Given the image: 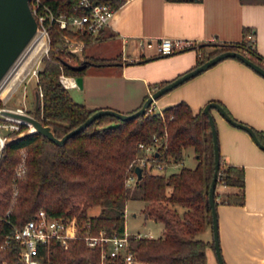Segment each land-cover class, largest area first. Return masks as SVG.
<instances>
[{"label":"trees","instance_id":"1","mask_svg":"<svg viewBox=\"0 0 264 264\" xmlns=\"http://www.w3.org/2000/svg\"><path fill=\"white\" fill-rule=\"evenodd\" d=\"M45 1L56 12H72V3L76 2ZM94 1L119 6L124 0ZM241 1L264 4V0ZM49 31V49L40 60L36 76L37 92L40 91L42 96L32 111L42 124L51 126L55 137L61 138L96 109L90 110L83 102L75 101L60 76H79L90 65H106L115 60L94 58L84 53L78 57L75 52L60 46L55 29ZM253 35L252 29L245 27L240 41L191 43L174 52L195 48L198 60L190 68L225 49L240 51L264 68V57L256 50ZM207 45L213 49L206 50ZM84 60L91 64L83 69L75 70L68 65H78ZM167 82L160 81L156 87ZM147 108L144 114L128 120L100 115L80 132L67 137L64 144H58L39 132L9 133L0 156V216L20 226L33 218L38 210L44 209L49 215L68 217L78 223L81 235L97 234L99 229L109 235H122L126 228L127 202L140 200L147 203L143 208L144 216L162 222L164 232L160 237H130L129 250L133 251L139 264H205L206 247L213 245V237L211 241L200 237L212 225L208 201L214 171L210 122L203 108L194 111L184 100L160 111L152 109L151 105ZM224 108L230 114L227 107ZM20 127L29 128L23 123ZM253 130L264 144V135ZM154 135L163 139L160 155L162 153L169 161L182 162L184 150L192 148L197 162L192 168L181 165L170 173L145 168L140 179L127 184L134 169L131 163L139 153L138 143H149ZM22 149L26 158L25 175L15 180L14 169ZM218 169L216 184L235 186L238 191L219 193L215 189V205L219 202L242 204L243 167L224 162L220 154ZM14 190H17L16 195ZM94 206L100 207L99 212L90 215L89 209ZM10 228L0 219V264H17L19 244L15 240L5 242ZM39 253L44 264H125L122 257H106L101 263L100 249L87 246L83 238L70 239L67 248L52 239L39 245Z\"/></svg>","mask_w":264,"mask_h":264},{"label":"crops","instance_id":"2","mask_svg":"<svg viewBox=\"0 0 264 264\" xmlns=\"http://www.w3.org/2000/svg\"><path fill=\"white\" fill-rule=\"evenodd\" d=\"M114 13L99 40L89 42L83 53L115 62L86 68L80 75V86L76 76L63 74L67 89L79 88L76 93L90 110L133 111L160 81L175 79L197 62L192 47L159 55L162 38L191 43L237 42L247 27L254 33L256 50L264 57V4L241 0H124ZM179 100L186 101L194 111L204 108L208 101L220 102L235 120L264 135V76L240 59L223 58L159 96L151 108L160 111ZM211 112L223 161L244 169V202L216 205L223 262L264 264V149L245 129L226 121L216 108ZM226 190L237 192L238 188L228 186ZM141 202L144 208L147 203ZM155 222L161 225L159 235H151L149 228L147 236H163L164 224ZM206 233V240L211 241L210 226ZM205 264H218L214 248H206Z\"/></svg>","mask_w":264,"mask_h":264},{"label":"built area","instance_id":"3","mask_svg":"<svg viewBox=\"0 0 264 264\" xmlns=\"http://www.w3.org/2000/svg\"><path fill=\"white\" fill-rule=\"evenodd\" d=\"M29 7L36 19V32L27 44L25 48L27 50H24L25 53L23 55L25 57L17 62L13 76L16 77L20 74L24 67L25 58L33 53V57L36 58V66L33 67L31 65L27 73L30 76L34 75L37 81L36 76L40 60L44 54H47L49 49L50 29H55L58 32L62 48H67L73 52L75 49H84L89 42L99 40L103 28L108 25L117 8L111 2H96L94 0H76V2L72 3V12H67L66 10L56 12L45 0H29ZM190 44L191 42L179 39L162 38L158 42V53L162 55L173 54L174 51L190 46ZM38 53L39 55L36 56ZM60 78L62 84L65 85L67 77L61 75ZM5 81H0V99L10 89L7 88L9 82L6 83ZM38 93L40 96L42 95L40 91ZM5 108L0 105V156L2 148L9 138V133L16 131V135H23L30 129L29 124L25 121L6 114L3 111ZM15 111L22 112L20 108H16ZM21 123L26 124L29 128L21 129ZM162 143L163 139L155 135L153 136V141L149 143L139 142V153L131 165L134 167L139 166L141 169L146 168L151 171L161 172L167 167L179 163L169 161L162 153L160 155ZM19 159L13 174L15 180L25 175L26 158L23 149L20 151ZM136 177L137 174L133 169L126 183L130 184ZM14 191V195H16L17 190ZM0 219L11 226L10 231L5 235V242L8 243L10 240H15L19 244L17 264H44L40 260V244L56 239L63 247L67 248L70 239L76 238H83L89 247H98L101 252V263L106 257H122L125 264H139L133 251L129 250V239L131 236H144L140 233L130 234L124 231L122 235H109L106 234L104 229H99L97 234L84 233V235H81V227L78 223L68 217L49 215L44 209L38 210L33 218L25 221L20 226L14 224L6 217L0 216Z\"/></svg>","mask_w":264,"mask_h":264},{"label":"water","instance_id":"4","mask_svg":"<svg viewBox=\"0 0 264 264\" xmlns=\"http://www.w3.org/2000/svg\"><path fill=\"white\" fill-rule=\"evenodd\" d=\"M36 30V19L32 15L31 9L29 7V0H0V81L7 74L10 68L14 65L15 60L20 56V54L25 50L27 44L30 42L31 38L35 34ZM206 44V43H204ZM225 57H237L250 66L253 70L257 71L264 76V68L257 62H253L250 58L246 57L244 53L240 51H235L231 49H225L221 52L207 58L203 63L190 68V70L180 74L175 77V79L159 86L150 93L141 104L139 109L132 112H122L115 108H98L95 112L89 115L84 121L79 124V126L69 130L61 138L55 137L52 128L49 125H44L39 119L34 115H30L25 112L15 111L12 109H3V111L14 117L20 118L29 124L30 129L26 133L39 132L46 136L48 139L58 143L64 144L67 137L80 132L84 127L88 126L96 117L100 115H114L121 120H128L129 118L136 117L138 115L144 114L146 110L151 105V103L158 99L159 96L168 92V90L174 88L176 85L190 79L192 76L206 70L207 67L221 61ZM65 62V61H64ZM91 62L81 61L78 65L68 64L69 67L75 70L86 68ZM76 82L80 86L82 84L81 76H76ZM36 95V107L40 100V95L35 92ZM212 108H216L220 115L225 118L226 121L230 122L236 127H241L245 129L250 136L253 138L257 145L264 149V144L259 140L255 134L253 128L243 121H237L231 117V115L226 111L224 106H221L217 101H208L203 108L204 113L207 115L208 122L211 126V134L213 138V154H214V164H213V175L209 183L208 191V201L211 207V217H212V233H213V247L216 252V257L218 264H224L221 255V249L219 247V233H218V217L216 212V205L214 201V193L216 189L217 176L219 172V162L220 153L217 138V128L216 122L211 112ZM34 129L32 130V127ZM25 133V134H26ZM157 155V153H155ZM134 172H136V179H140L143 175L141 167L135 166Z\"/></svg>","mask_w":264,"mask_h":264},{"label":"rangeland","instance_id":"5","mask_svg":"<svg viewBox=\"0 0 264 264\" xmlns=\"http://www.w3.org/2000/svg\"><path fill=\"white\" fill-rule=\"evenodd\" d=\"M96 43V42H94ZM99 43V42H98ZM95 45V44H94ZM213 47L207 45L206 50H212ZM27 50V49H26ZM25 50V51H26ZM25 51L15 60L14 65L11 69L5 74V76L1 79L2 81L6 80L5 82H9L7 88H10L6 91L4 96L0 99V103L3 107L13 109L20 108L22 112L28 113L33 116V108L36 104V95L37 92V80L35 76L28 74V70L31 68V65L34 67L36 66V58L33 57V53L25 58L24 67L20 74L16 77L13 76L14 69L16 65L21 60V58L25 57L23 54ZM74 52L77 54L78 57H81L84 49L79 48L75 49ZM85 53H88V48L85 49ZM39 55L36 54V56ZM41 63H39V66ZM88 68V67H87ZM89 68H94L93 65H90ZM24 76V77H23ZM79 88H69V94L72 95L75 101L80 102L81 96L76 93ZM39 91V90H38ZM80 91V90H79ZM12 93V94H10ZM42 96V95H41ZM40 96V98H41ZM184 159L183 162H179L176 165L170 166L166 169V172L177 171L178 167L181 165H185L187 167H193L197 162V157L195 156L192 148H186L183 152ZM216 191L219 193L227 191L228 186H223L220 184H216ZM127 208L125 212V219H126V230L128 233H136L140 232L141 235L147 236L148 229L150 228V233L153 236L159 235V227L160 224L156 223L154 219H150L149 217H145L143 213V203L139 200H130L127 202ZM99 206H94L89 209V214L94 215L99 212ZM133 212H136V215H133ZM207 233L206 230L200 234V237L206 239ZM206 248L211 249L214 248L213 245H208Z\"/></svg>","mask_w":264,"mask_h":264},{"label":"bare ground","instance_id":"6","mask_svg":"<svg viewBox=\"0 0 264 264\" xmlns=\"http://www.w3.org/2000/svg\"><path fill=\"white\" fill-rule=\"evenodd\" d=\"M34 129V126L32 127V130Z\"/></svg>","mask_w":264,"mask_h":264}]
</instances>
